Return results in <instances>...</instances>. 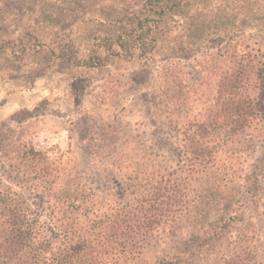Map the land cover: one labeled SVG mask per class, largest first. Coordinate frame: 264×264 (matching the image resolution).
I'll list each match as a JSON object with an SVG mask.
<instances>
[{"label":"trees","instance_id":"16d2710c","mask_svg":"<svg viewBox=\"0 0 264 264\" xmlns=\"http://www.w3.org/2000/svg\"><path fill=\"white\" fill-rule=\"evenodd\" d=\"M122 4V13L107 18L113 30L99 39L42 43L28 32L33 38L19 39V45L16 39L7 49L38 54L46 45L91 70L112 57H135L150 75L149 55L160 38L178 37L179 59L194 53L198 86L181 84L179 61L163 68L162 102L170 117L182 120L159 123L166 134L159 147L168 145L159 157L137 140L107 135L88 142L79 156L58 145L39 148L21 124L0 131V264H189L219 245L223 229L231 230L247 207L255 214L239 226L245 240L221 259L264 264V146L239 185L237 205L243 206L230 204L223 215L222 204L218 219L200 226L215 211L200 200L202 181L223 185V150L237 149L241 135L264 136V0ZM35 11L30 7L27 14ZM205 29L217 38L206 52L200 50ZM205 81L209 89L200 90ZM228 172H236L234 165ZM256 231L261 243L252 246L248 236Z\"/></svg>","mask_w":264,"mask_h":264},{"label":"rangeland","instance_id":"374dc122","mask_svg":"<svg viewBox=\"0 0 264 264\" xmlns=\"http://www.w3.org/2000/svg\"><path fill=\"white\" fill-rule=\"evenodd\" d=\"M124 2L0 0V131L7 128L11 132L21 124L39 148L58 145L62 151L71 150L79 156L88 151V142L105 135L121 141L137 140L144 143L146 153L162 156L168 145L159 147L166 136L159 123L182 120L181 115L170 117L162 102L163 68H174L173 62L179 61L181 84L198 86L194 53L180 60L176 47L178 37L165 40L158 37L159 47L149 55L150 75L135 57L130 60L112 57L102 67L91 70L66 62L69 54L60 57V50L52 51L46 45L40 46L43 52L38 54L7 49L8 43L16 39L19 45V39L33 38L32 34L25 35L28 32L38 35L42 43L52 40L80 45L95 36L99 39L113 30L114 22L107 18L116 12L122 13ZM30 7L38 10L27 14ZM205 30L200 48L204 52L213 50L217 44L216 36L210 35L213 29ZM173 31L177 33L178 29ZM199 87L203 91L209 89L206 81ZM113 126L117 127L116 132ZM235 144L239 146L237 149L223 150V185L210 178L202 181L200 200L215 211L210 209L200 226L218 219L217 210L222 204L223 215L230 204L233 209L243 206L237 205L242 194L239 185L260 157L264 136L244 134ZM232 165L235 173L228 172ZM254 214L252 207L245 208L242 219L231 230L223 229L219 245L200 251L189 264H223L224 252L245 240L239 234V226L249 223L250 219L253 221ZM261 239L259 231L248 236L252 246L260 244Z\"/></svg>","mask_w":264,"mask_h":264}]
</instances>
